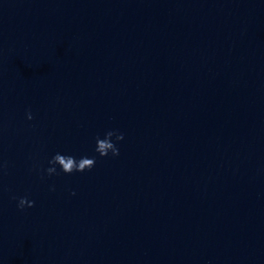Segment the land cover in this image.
I'll list each match as a JSON object with an SVG mask.
<instances>
[{
    "label": "water",
    "instance_id": "water-1",
    "mask_svg": "<svg viewBox=\"0 0 264 264\" xmlns=\"http://www.w3.org/2000/svg\"><path fill=\"white\" fill-rule=\"evenodd\" d=\"M0 264H264V0H0Z\"/></svg>",
    "mask_w": 264,
    "mask_h": 264
},
{
    "label": "clouds",
    "instance_id": "clouds-1",
    "mask_svg": "<svg viewBox=\"0 0 264 264\" xmlns=\"http://www.w3.org/2000/svg\"><path fill=\"white\" fill-rule=\"evenodd\" d=\"M28 120L33 119V115L29 110L26 113ZM125 139L124 133L116 128H109L102 133H97L94 140V147L92 154L75 155L64 151H56L47 159V166H41V178L46 174L48 177L58 176L61 173L64 175H73L76 173L90 172L97 163V158L118 157L120 155V143ZM52 191L55 190L53 185ZM75 195V192L72 193ZM17 200V208L24 210L35 205V201L28 198V196H21L19 198L13 197Z\"/></svg>",
    "mask_w": 264,
    "mask_h": 264
}]
</instances>
